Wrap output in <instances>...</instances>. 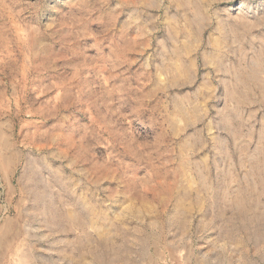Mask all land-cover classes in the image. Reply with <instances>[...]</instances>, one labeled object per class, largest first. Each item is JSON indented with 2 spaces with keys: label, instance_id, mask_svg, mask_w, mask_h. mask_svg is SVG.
I'll use <instances>...</instances> for the list:
<instances>
[{
  "label": "rangeland",
  "instance_id": "rangeland-1",
  "mask_svg": "<svg viewBox=\"0 0 264 264\" xmlns=\"http://www.w3.org/2000/svg\"><path fill=\"white\" fill-rule=\"evenodd\" d=\"M0 157V264H264V0H0Z\"/></svg>",
  "mask_w": 264,
  "mask_h": 264
},
{
  "label": "bare ground",
  "instance_id": "bare-ground-1",
  "mask_svg": "<svg viewBox=\"0 0 264 264\" xmlns=\"http://www.w3.org/2000/svg\"><path fill=\"white\" fill-rule=\"evenodd\" d=\"M36 39V38H35ZM38 39V38H37ZM40 42H42V41H40ZM42 44V43H41ZM25 46V45H24ZM33 46V45H32ZM37 46V45H36ZM35 47V46H34ZM20 49V48H19ZM2 133V132H1ZM4 144H6V143H4ZM11 146V145H10ZM8 150V149H7ZM5 156V155H4ZM3 157V156H2ZM2 157H0L1 159H2ZM11 157V156H10ZM13 159V158H12ZM15 161V160H14ZM12 162V161H11ZM10 162V163H11ZM7 160H5V161H3L2 163H1V167H3V169L5 170V168L7 169ZM13 165V164H12ZM0 167V168H1ZM8 170V169H7ZM6 176V175H5ZM8 183V182H7ZM10 190V189H9ZM14 225V224H13ZM17 225V224H16ZM13 227V226H12ZM12 227H11V225H10V223H9V221H6V223H5V225L0 229V232L2 233V237L4 236V238L6 237V236H8V235H10V234H12L11 233V230H13V229H15V231H17L16 230V228L15 227H13V229H12ZM19 228V227H18ZM16 233V232H15ZM18 236V235H17ZM10 238V237H9ZM6 239H7V237H6ZM8 240V239H7ZM9 241H10V239H9ZM12 241V240H11ZM8 242V241H7ZM4 243V242H3ZM4 245V244H3ZM7 245H8V243H7ZM5 247V246H4ZM22 255V254H21ZM16 259V258H15ZM28 261V260H27Z\"/></svg>",
  "mask_w": 264,
  "mask_h": 264
}]
</instances>
